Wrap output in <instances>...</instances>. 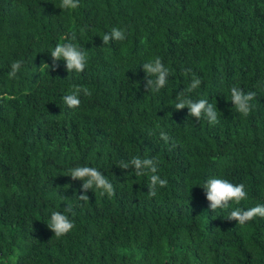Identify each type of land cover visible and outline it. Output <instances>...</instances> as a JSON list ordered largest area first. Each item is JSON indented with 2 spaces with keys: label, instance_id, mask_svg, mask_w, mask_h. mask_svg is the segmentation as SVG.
I'll return each instance as SVG.
<instances>
[{
  "label": "trees",
  "instance_id": "trees-1",
  "mask_svg": "<svg viewBox=\"0 0 264 264\" xmlns=\"http://www.w3.org/2000/svg\"><path fill=\"white\" fill-rule=\"evenodd\" d=\"M60 5L0 0V264H264V218L229 220L264 205V0ZM113 28L126 38L105 45ZM68 42L87 53L81 73L53 61ZM157 57L169 76L153 92L144 64ZM193 77L201 83L187 92ZM233 86L255 92L247 117L231 103ZM76 87L91 95L73 109L63 98ZM181 93L208 100L219 122L177 110ZM136 157L167 180L155 196L150 174L120 166ZM83 166L115 195L85 191L70 176ZM210 178L243 184L247 199L212 212ZM53 211L75 225L60 238L48 227Z\"/></svg>",
  "mask_w": 264,
  "mask_h": 264
},
{
  "label": "clouds",
  "instance_id": "clouds-1",
  "mask_svg": "<svg viewBox=\"0 0 264 264\" xmlns=\"http://www.w3.org/2000/svg\"><path fill=\"white\" fill-rule=\"evenodd\" d=\"M78 7L79 0H61V9H76ZM125 38L126 35L123 30L113 28L110 34H105L102 39L105 45H107L110 40L123 41ZM51 56L54 62L61 59L66 61L68 73L73 71L81 73L85 70L87 64V53L83 49L77 48V46L71 42L57 44L54 50L51 51ZM21 64L22 62L20 61L12 63L11 71L8 73L10 79L16 77L21 68ZM45 65L48 67L47 64ZM144 70L148 76L154 77V79L152 78L149 80V88L153 92H159L167 83L169 70L163 65L159 57L155 58L153 61L145 63ZM200 83L201 81L199 78L193 77V82L187 89V92H191L196 89ZM81 92H83L84 95H91L87 88L76 87L70 95L63 98L64 103L69 108L74 109L79 107V95ZM230 98L236 111L242 116L247 117L253 107L251 102L255 98V92L250 91L248 93H244L242 89L233 86L230 90ZM177 99L178 103L175 105L177 110L187 107L190 110V115L195 117L197 120L203 117L213 125L219 122L217 109L211 103H208V100L201 99L194 102L193 100L187 98L185 93H181ZM160 137L166 143L169 140V137L163 132L160 133ZM130 165L136 169V176L150 174V196L156 195L157 186L161 188L167 186V180L161 179L160 176L156 174L158 170L155 161L152 159H141L136 157L130 161V164L121 163L120 166L122 168H128ZM70 176L73 180L83 181V189L85 191L95 189L99 191L102 196L105 194L109 197L115 195V189L112 183L96 168L89 166L76 167L70 171ZM203 188L206 191V198L210 204L212 212L217 209L228 208L229 205L233 203L238 205L241 201L247 199V192L245 191L244 185L233 184L227 179L210 178L204 184ZM79 199L85 202L88 200L87 196H80ZM65 213L74 215L71 207L65 209ZM256 217L264 218V205H256L255 207L247 210L235 208L230 212L229 220H234L243 225L252 221ZM74 226V222L69 219V215L62 214L58 211H53L51 213L48 227L55 233L57 238L63 237L71 232Z\"/></svg>",
  "mask_w": 264,
  "mask_h": 264
}]
</instances>
